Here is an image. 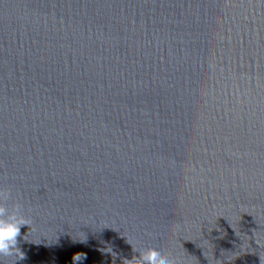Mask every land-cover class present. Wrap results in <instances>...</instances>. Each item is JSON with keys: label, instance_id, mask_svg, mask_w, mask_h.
<instances>
[{"label": "clouds", "instance_id": "9594fccd", "mask_svg": "<svg viewBox=\"0 0 264 264\" xmlns=\"http://www.w3.org/2000/svg\"><path fill=\"white\" fill-rule=\"evenodd\" d=\"M10 198L11 190L0 188V257H13L14 264H17V261L26 258L18 247L21 227L30 226L32 218L24 214L23 206L19 202L9 207ZM134 251L139 255L131 260H125L124 264H180L178 257L169 256L154 247ZM84 258L86 257L83 254H76L73 260L81 261ZM260 262L264 264V257L260 256Z\"/></svg>", "mask_w": 264, "mask_h": 264}, {"label": "water", "instance_id": "95a60500", "mask_svg": "<svg viewBox=\"0 0 264 264\" xmlns=\"http://www.w3.org/2000/svg\"><path fill=\"white\" fill-rule=\"evenodd\" d=\"M260 256L264 257V251H262L257 257H255L250 263L248 264H261Z\"/></svg>", "mask_w": 264, "mask_h": 264}]
</instances>
